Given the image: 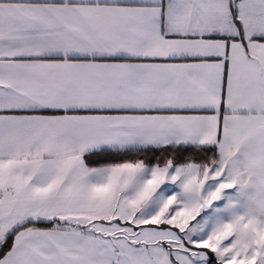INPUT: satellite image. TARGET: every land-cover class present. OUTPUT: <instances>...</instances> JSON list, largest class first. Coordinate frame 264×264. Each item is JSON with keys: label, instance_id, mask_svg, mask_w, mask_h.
Returning a JSON list of instances; mask_svg holds the SVG:
<instances>
[{"label": "snow or ice", "instance_id": "1", "mask_svg": "<svg viewBox=\"0 0 264 264\" xmlns=\"http://www.w3.org/2000/svg\"><path fill=\"white\" fill-rule=\"evenodd\" d=\"M0 264H264V0H0Z\"/></svg>", "mask_w": 264, "mask_h": 264}]
</instances>
